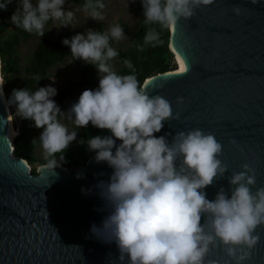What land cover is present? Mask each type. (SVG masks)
I'll use <instances>...</instances> for the list:
<instances>
[{
    "label": "clouds",
    "instance_id": "clouds-1",
    "mask_svg": "<svg viewBox=\"0 0 264 264\" xmlns=\"http://www.w3.org/2000/svg\"><path fill=\"white\" fill-rule=\"evenodd\" d=\"M9 2L0 3V9ZM213 2L141 0L144 23L158 25L160 30L171 29L181 18H190L195 9ZM250 2L256 4L257 0ZM64 4L65 0H36L35 5L31 0H21L10 22L42 37L50 20L59 21L60 27L71 24L74 12L64 11ZM104 8L101 0H87L82 6L84 13L96 21L104 19ZM234 11L239 14V7ZM125 38L124 29L116 24L104 33L88 29L86 34L62 41L70 47L73 60L94 65L99 75L98 88L84 90L67 113H62L52 99L57 95L52 86L31 93L27 88L13 89L7 103L16 106V116L43 128L38 141L48 169L66 162L61 155L58 163L56 154L77 141L78 133L69 131L58 117L71 120L76 128L91 124L110 131L111 136L97 135L78 143L95 153L96 163L106 162L113 169L109 181L96 186L110 214L102 227L92 225L91 231L97 236L101 231L112 233L121 264L126 257L127 264H205L210 248L218 243L240 264L260 239L254 233L264 225V187L252 191L255 171L245 164L243 171L232 173L229 190L220 187L213 200L207 199L204 190L228 170L217 158L222 153L221 143L200 129L178 132L171 142L169 134L154 135L165 121L174 118L171 105L160 95L150 96L135 74L119 75L113 70L109 62L118 52L110 46V39ZM161 43L159 31L152 27L138 47L143 51L146 46ZM123 64L135 72L130 60ZM4 84L0 75V89ZM117 140L121 141L118 146ZM80 178L83 174L78 173ZM245 248L249 252L238 255Z\"/></svg>",
    "mask_w": 264,
    "mask_h": 264
},
{
    "label": "water",
    "instance_id": "water-1",
    "mask_svg": "<svg viewBox=\"0 0 264 264\" xmlns=\"http://www.w3.org/2000/svg\"><path fill=\"white\" fill-rule=\"evenodd\" d=\"M194 11L170 29L169 49L180 59L179 70L177 64L174 71L152 76L143 85L150 96L169 101L174 117L154 135L169 134L171 142L178 132L200 129L221 143L217 158L228 170L204 190L207 199L213 200L220 187L229 190L232 173L243 171L245 164L255 171V192L264 187V0H214ZM182 65L186 71L181 72ZM6 100L2 87L0 264H121L112 233L97 236L91 231L92 225L102 227L110 214L96 186L108 182L113 169L96 163L94 154L76 171L42 165L34 175L28 161L14 154L16 138ZM15 117L20 135L22 124ZM78 173L83 178L77 179ZM255 234L260 239L250 252L245 248L238 253L249 252L240 264H264V225ZM205 264L237 261L218 243Z\"/></svg>",
    "mask_w": 264,
    "mask_h": 264
},
{
    "label": "trees",
    "instance_id": "trees-1",
    "mask_svg": "<svg viewBox=\"0 0 264 264\" xmlns=\"http://www.w3.org/2000/svg\"><path fill=\"white\" fill-rule=\"evenodd\" d=\"M138 8V12L141 18L140 27L135 34L133 44L127 50H117L118 56L114 59L118 60L121 67L118 71L119 75H130L135 74L139 83L143 86L145 81L157 74L172 72L176 69V61L173 52L169 49V41L171 37L170 29L160 30L158 25H148L144 23L143 7L141 0H135ZM97 0H93L96 3ZM106 5L107 0H101ZM1 3H5L2 0ZM87 3V0H65V4H75L82 8ZM19 7V0H11L7 3V7L0 9V39L3 33L13 29L23 35L24 40H28L32 35L36 36L40 41L34 52L31 66L27 68L28 78L26 79L24 88H27L29 92H33L36 86L40 84L36 77L42 78L46 75L47 70L54 67L66 59H73L70 54V47L62 43L64 39H71L74 35L70 31H64L58 34L55 40H51L45 34L40 37L36 34H29L21 28L15 27L10 20L12 14ZM50 20L46 25L52 23ZM155 27L159 31L161 44L156 47L151 45L146 46L143 51L139 50L138 45L143 44L144 36L149 28ZM94 31L101 33L107 32L105 30V24L99 23L98 27ZM115 42L114 39H110V44ZM20 44V38L17 34L12 39L5 41L4 45H0V57L3 66V76L5 85V94L7 100L11 97L15 83L11 82L10 75L17 72L13 60V54L15 47ZM130 60L133 64L135 72L132 69L124 66V60ZM80 81L70 84L67 88L59 92L53 99L57 106L63 105L69 101L74 95L75 90L81 86H91L94 90L99 86V75L94 65L85 63L80 68L79 73ZM108 131L94 128L89 124L86 128H81L77 134V141H73L67 150L62 153H57L55 159L59 161V157L64 155L66 162L61 163L60 167H65L71 171H76L85 166L88 160L95 154L87 149L86 145L78 143L79 140H86L97 136L107 135ZM38 146V142L35 138L30 135L29 125L27 121L22 123V131L15 141V156L22 157L28 161L29 165L33 166L39 164V166L46 165L47 161L40 160L35 155V150ZM34 175H38L36 168L32 169Z\"/></svg>",
    "mask_w": 264,
    "mask_h": 264
},
{
    "label": "rangeland",
    "instance_id": "rangeland-1",
    "mask_svg": "<svg viewBox=\"0 0 264 264\" xmlns=\"http://www.w3.org/2000/svg\"><path fill=\"white\" fill-rule=\"evenodd\" d=\"M33 5H35L36 0H31ZM21 0H19V5ZM64 11H73L74 18L71 24L67 27L61 26L59 21H53L52 23L45 25L44 31L45 35L51 40H55L59 33L64 31H70L74 36L76 34H86L88 29H92L93 31L97 29L99 23L105 24V30L108 31L111 26L119 24L124 29L125 39L121 41H116L110 44L116 51L117 50H127L134 41L135 34L137 33L141 18L138 12L136 1L134 3L131 0H107L105 8L102 11V15L104 16L103 20L96 21L89 18L83 11L81 7L75 4H64ZM17 34L20 38V44L15 47V51L13 54V60L15 64V68L17 72L15 74H11V82L15 83L16 89H24L26 79L28 78L27 68L31 66L32 59L34 56V52L38 46L39 39L32 35L28 40H24L23 35L15 32L12 28L9 31L2 34L0 39V45H4L5 41L12 39L13 36ZM174 54V53H173ZM175 57V55H174ZM176 61V59H175ZM83 60L80 59H66L62 63L51 67L47 70L45 76L41 78V82L34 91L39 90L41 87L52 86L57 90V94L61 92L63 89L67 88L70 84L79 82L80 77V68L83 64H85ZM114 71L117 72L121 67V64L118 60L113 59L109 62ZM177 65V62H176ZM3 64L1 62V71L3 76ZM4 78V76H3ZM99 81V78H98ZM6 82L3 85L5 88ZM84 90H94L91 86H81L75 90L74 95L69 99V101L63 105L58 106L62 113H67L72 105L78 102L80 95ZM33 91V92H34ZM54 97H52L53 99ZM13 123L15 129L18 131L17 121L18 119L15 117L16 106L9 105ZM19 117V116H17ZM61 123L65 124L69 131L80 132L81 128H76L73 122L65 117H58ZM21 124L24 121H27L29 125L30 135L35 138L38 142V146L35 150V155L42 161H46L43 156L42 147L38 141L43 128H36L34 121L21 119L19 117ZM19 132V131H18ZM31 169L36 168L37 171L40 170L41 166L39 164H35L31 166Z\"/></svg>",
    "mask_w": 264,
    "mask_h": 264
},
{
    "label": "bare ground",
    "instance_id": "bare-ground-1",
    "mask_svg": "<svg viewBox=\"0 0 264 264\" xmlns=\"http://www.w3.org/2000/svg\"><path fill=\"white\" fill-rule=\"evenodd\" d=\"M174 55L176 56V62L177 64L179 65L177 70H179L180 66H181V63H180V59L179 57L177 56V54L175 52H173ZM0 70H1V59H0ZM6 104H7V107H8V110H9V115H10V119H11V125H12V130H13V134H14V138H17L18 135H19V132L15 129V126H14V123H13V117H12V112H11V109H10V106L9 104L7 103V100L5 101Z\"/></svg>",
    "mask_w": 264,
    "mask_h": 264
},
{
    "label": "snow or ice",
    "instance_id": "snow-or-ice-1",
    "mask_svg": "<svg viewBox=\"0 0 264 264\" xmlns=\"http://www.w3.org/2000/svg\"><path fill=\"white\" fill-rule=\"evenodd\" d=\"M182 68H183V71H186V66L182 65ZM183 71L181 70V72Z\"/></svg>",
    "mask_w": 264,
    "mask_h": 264
}]
</instances>
